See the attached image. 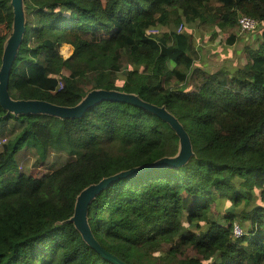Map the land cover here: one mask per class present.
Masks as SVG:
<instances>
[{"label":"trees","instance_id":"16d2710c","mask_svg":"<svg viewBox=\"0 0 264 264\" xmlns=\"http://www.w3.org/2000/svg\"><path fill=\"white\" fill-rule=\"evenodd\" d=\"M21 1L11 99L73 107L93 90L132 94L164 108L189 138L182 164L122 177L89 199L96 241L126 264H264V0ZM240 13L259 21L243 32L257 41L246 62L213 70L195 61L191 30L213 22L218 34L237 26ZM12 28L11 0H0V66ZM238 33L222 43L235 44ZM66 44L93 52L86 68L66 69ZM10 121L19 130L0 145V264H115L78 229V196L111 175L177 157V132L154 112L113 99L74 117L0 105V133ZM26 149L68 159L39 178L19 170ZM217 197L229 205L215 216Z\"/></svg>","mask_w":264,"mask_h":264},{"label":"water","instance_id":"95a60500","mask_svg":"<svg viewBox=\"0 0 264 264\" xmlns=\"http://www.w3.org/2000/svg\"><path fill=\"white\" fill-rule=\"evenodd\" d=\"M13 7V28L9 38L6 41L4 48V55L0 66V105L13 113H26V112H48L62 117L80 116L86 108L101 99H113L119 101H127L132 104L138 105L148 109L155 114L168 121L173 129L177 132L181 141V151L175 158H162L154 163L134 167L118 174L111 175L99 181L96 184L90 185L84 189L78 196L74 220L85 240L103 257L112 261L115 264H126L111 252L104 249L93 237L85 217V208L89 199L98 191L102 190L109 183L114 182L122 177L131 176L143 171L151 170L163 165H180L190 155V142L184 127L177 121L175 117L165 111L164 108L142 101L132 94L121 93L118 91H108L104 89L93 90L87 93L84 100L73 107L57 105L44 100H15L8 96L7 85L9 77V69L12 63L13 56L15 55L16 48L20 44L21 37L24 31V12L22 9L21 0H11Z\"/></svg>","mask_w":264,"mask_h":264},{"label":"rangeland","instance_id":"374dc122","mask_svg":"<svg viewBox=\"0 0 264 264\" xmlns=\"http://www.w3.org/2000/svg\"><path fill=\"white\" fill-rule=\"evenodd\" d=\"M35 2L36 1H34V3ZM206 23L209 26L210 23ZM213 24L214 23L211 22V26H209L210 28L207 26H200L198 29L193 28L191 30L190 35L192 38V43L197 50V52H195L197 55V59L195 61L198 62V59L203 57L202 60H199L202 62V65L213 70L218 68L222 63L228 68H234L235 65H243L247 59V48H254V46H256V35L250 34L249 36H246L244 33H238V40L235 42V44L225 45L222 43L223 40L226 39L231 33H237V26L233 25L224 27L219 30L218 34H215V32H212V29L214 28ZM11 32L12 31H10V34ZM218 48L219 50L213 52V50ZM61 50L63 52V56L65 55L66 57L69 55L71 57V63L69 65L70 69L75 67H86L88 57L91 53H93L86 47L78 50H73L70 47H63L60 49V52ZM18 130L19 125L10 121L0 133V145L4 142L5 138L11 137ZM17 159L20 171H24L31 174L32 176L41 178L63 164L68 159V157L63 152L49 150L43 159L34 149H26L18 155ZM228 205V200L217 197L212 207L215 216L218 212L224 211ZM243 225L245 228L243 227L241 230L247 229L246 223Z\"/></svg>","mask_w":264,"mask_h":264},{"label":"built area","instance_id":"2783aa9c","mask_svg":"<svg viewBox=\"0 0 264 264\" xmlns=\"http://www.w3.org/2000/svg\"><path fill=\"white\" fill-rule=\"evenodd\" d=\"M237 27H238V31L239 33H243V32H249V31H253L255 30L258 25H259V21L249 15H246L244 13H240L237 16ZM183 24L179 25V28H177V31H182L183 30ZM158 29L157 28H150L148 30V32H157ZM63 88V82L62 81H58L57 84V90H61ZM233 235L238 237L240 235L243 234V230H241V226L238 224H235L233 226Z\"/></svg>","mask_w":264,"mask_h":264},{"label":"crops","instance_id":"0c3cea01","mask_svg":"<svg viewBox=\"0 0 264 264\" xmlns=\"http://www.w3.org/2000/svg\"><path fill=\"white\" fill-rule=\"evenodd\" d=\"M201 32V31H200ZM203 40V39H202ZM63 47H66V48H68V47H70V48H72L70 45H68V44H66V45H64V46H62V48ZM220 48V47H219ZM219 48L218 49H216V50H213V52H215V51H217V50H219ZM61 53L63 54V52H62V50H61ZM65 56V55H64ZM67 56H69V55H67ZM66 56V57H67ZM203 59V57L202 58H200V59H198V60H202ZM71 63V62H70ZM70 65V64H69ZM68 65V67L66 68L67 70H69L70 69V66ZM87 67V66H86ZM86 67H84V68H86ZM66 70V71H67Z\"/></svg>","mask_w":264,"mask_h":264}]
</instances>
